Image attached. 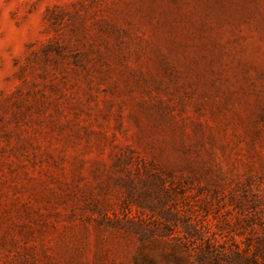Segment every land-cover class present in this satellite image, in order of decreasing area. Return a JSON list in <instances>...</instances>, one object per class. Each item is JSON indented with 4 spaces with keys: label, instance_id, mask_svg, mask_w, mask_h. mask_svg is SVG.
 <instances>
[{
    "label": "rangeland",
    "instance_id": "obj_1",
    "mask_svg": "<svg viewBox=\"0 0 264 264\" xmlns=\"http://www.w3.org/2000/svg\"><path fill=\"white\" fill-rule=\"evenodd\" d=\"M0 264H264V0H0Z\"/></svg>",
    "mask_w": 264,
    "mask_h": 264
}]
</instances>
